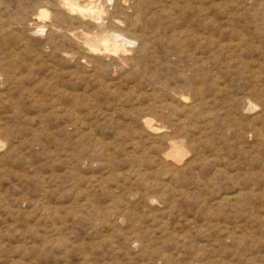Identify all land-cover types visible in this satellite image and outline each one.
Masks as SVG:
<instances>
[{
  "label": "rangeland",
  "instance_id": "obj_1",
  "mask_svg": "<svg viewBox=\"0 0 264 264\" xmlns=\"http://www.w3.org/2000/svg\"><path fill=\"white\" fill-rule=\"evenodd\" d=\"M74 1L0 0V264H264V0Z\"/></svg>",
  "mask_w": 264,
  "mask_h": 264
},
{
  "label": "bare ground",
  "instance_id": "obj_2",
  "mask_svg": "<svg viewBox=\"0 0 264 264\" xmlns=\"http://www.w3.org/2000/svg\"><path fill=\"white\" fill-rule=\"evenodd\" d=\"M57 2H58V0H56ZM107 1H109V0H107ZM111 1H113V0H111ZM118 1V0H117ZM124 1V0H123ZM99 2V1H98ZM101 2V1H100ZM121 2H122V0H121ZM60 3V5L63 7V8H65L66 10H68L70 13H79L81 16L80 17H84V18H87V19H90L91 20V23L92 22H94V24L96 25V24H100V22H101V20H104L102 17H101V15H100V11L97 9V6L96 5H89V6H86V5H81V4H79L78 2H76V1H74V0H61V2H59ZM92 3V2H91ZM108 3V2H107ZM112 3V2H111ZM123 3V2H122ZM121 3V4H122ZM100 5L101 3H97V5ZM115 4H117V2H115ZM120 4V5H121ZM45 5V4H44ZM56 5V4H55ZM54 5V6H55ZM106 5V4H105ZM104 5V6H105ZM260 5H261V3H260ZM60 6V7H61ZM112 6V5H111ZM116 6V5H115ZM114 5H113V7H115ZM129 6V5H128ZM58 7H59V5H58ZM59 7V8H60ZM126 7V6H125ZM140 7V6H139ZM100 8V7H99ZM122 8V7H121ZM35 9H37V8H35ZM41 9V8H40ZM46 9V8H45ZM52 9V8H51ZM103 9V8H102ZM117 9V8H116ZM120 9V8H119ZM255 9V8H254ZM54 10V9H53ZM100 10H101V8H100ZM121 10V9H120ZM122 10H124V7H123V9ZM139 10V9H138ZM259 10V9H258ZM261 10H262V8H261ZM56 11V10H55ZM106 11V10H105ZM49 12H51V11H49ZM48 11H46V10H41V12H40V15H42V16H47L48 15V13H49ZM63 11L61 10V13H62ZM103 12H104V10H103ZM110 12V11H109ZM117 12V11H116ZM119 12V11H118ZM117 12V13H118ZM255 12V11H254ZM37 13V12H36ZM53 13H56V12H53ZM106 13V12H105ZM114 13V12H113ZM66 14V13H65ZM201 14V13H200ZM260 14V13H259ZM263 15H264V13H262ZM34 16V15H33ZM38 16V15H37ZM41 16V17H42ZM114 16V15H113ZM21 18H23L22 17V15L20 16ZM28 17H30L31 18V16H28ZM48 17H49V15H48ZM48 17H47V19H48ZM63 17H65L64 15H63ZM67 17V16H66ZM112 17V16H111ZM129 17V16H128ZM135 17V16H134ZM264 17V16H263ZM263 17L261 18V19H263ZM4 18V17H3ZM39 18V17H38ZM102 18V19H101ZM115 18V17H114ZM119 18V17H118ZM117 18V19H118ZM136 18V17H135ZM20 19V18H19ZM44 19V18H43ZM46 19V18H45ZM44 19V20H45ZM46 19V20H47ZM50 19V18H49ZM68 19H70V18H68ZM112 19V18H111ZM129 19H130V17H129ZM32 20H34V19H32ZM43 20V21H44ZM59 20V19H58ZM72 20H73V18H72ZM82 20H84V19H81V21ZM89 20V21H90ZM109 20V19H108ZM264 20V19H263ZM262 20V21H263ZM26 21V20H25ZM59 21H61V20H59ZM63 21V20H62ZM114 21V20H113ZM24 22V21H23ZM50 22H51V19H50ZM71 22V21H70ZM84 22V21H83ZM111 22V21H110ZM19 23V22H18ZM52 23V22H51ZM54 23H55V21H54ZM53 23V24H54ZM74 23V22H73ZM86 23H88V20H87V22ZM109 23V22H108ZM107 23V25H108V28L110 27L109 26V24ZM113 23V22H112ZM129 23V22H128ZM262 23V22H261ZM30 24V23H29ZM44 24V23H43ZM89 24V23H88ZM93 24V23H92ZM103 24V23H102ZM117 23L115 22V24L114 25H116ZM263 24V23H262ZM261 24V25H262ZM2 25V24H1ZM25 25H27V24H25ZM50 25V24H49ZM77 25V24H76ZM80 25V24H79ZM83 25V24H82ZM85 25V24H84ZM95 25H93V26H95ZM110 25H111V23H110ZM258 25V24H257ZM33 26V25H32ZM39 26V25H38ZM78 26V25H77ZM87 26V25H86ZM97 26V25H96ZM99 26V25H98ZM112 26V25H111ZM26 27V26H25ZM47 27H49V26H47ZM54 27V26H53ZM71 27V25L69 26V28ZM78 27H80V26H78ZM77 27V28H78ZM90 27V26H89ZM117 27V26H116ZM37 28V27H36ZM41 28H43V27H41ZM40 28V29H41ZM73 28H74V26H73ZM82 28V27H81ZM85 28V27H84ZM83 28V29H84ZM88 28V27H87ZM99 28H100V26H99ZM105 28H106V25H105ZM111 28V27H110ZM118 28V27H117ZM5 29V28H4ZM38 29V28H37ZM37 29H36V31H37ZM58 29V28H57ZM80 29V28H79ZM96 29V28H95ZM119 29V28H118ZM260 29V28H259ZM263 29V28H262ZM34 30V29H33ZM43 30V29H42ZM41 30V31H42ZM45 30H46V28H45ZM74 30H76V29H74ZM102 30V29H101ZM111 30H113V29H111ZM35 31V32H36ZM51 31V30H50ZM53 31V30H52ZM56 31V30H55ZM59 31V30H58ZM62 31V30H61ZM66 31V30H65ZM107 31H108V29H107ZM259 31V30H258ZM4 32V31H3ZM48 32V31H47ZM72 32H74V31H72ZM82 32V31H81ZM98 32H99V30H98ZM106 32V31H105ZM111 32V31H110ZM109 32V33H110ZM114 32V31H113ZM122 32H124V31H122ZM262 35H263V32H261V31H259ZM37 33V32H36ZM38 33H39V31H38ZM50 33V32H49ZM54 33V32H53ZM88 33V32H87ZM92 33V32H91ZM102 33V32H101ZM1 34H2V31H1ZM47 34V33H46ZM55 34V33H54ZM90 34V33H89ZM97 34V33H96ZM103 34V33H102ZM123 34V33H122ZM59 35V34H58ZM57 35V36H58ZM75 35H77V34H75ZM93 35V34H92ZM111 35V34H110ZM112 35H114V37L117 35V34H112ZM107 36V34L106 35H103V36H101L99 39L97 38L96 40H94V41H86V44L85 45H87L88 46V48L92 51V52H94V53H99V52H107V53H115V55L119 52L118 50H121L122 49V52H124L125 51V49L124 48H122V42H120L121 40H118V37H116V38H114L113 36ZM49 36V35H48ZM66 36V35H65ZM87 36V35H86ZM97 36V35H96ZM118 36V35H117ZM124 36V35H123ZM264 36V35H263ZM47 37V36H46ZM76 37V36H75ZM119 37H120V35H119ZM122 37V36H121ZM120 37V38H121ZM25 38V37H24ZM92 38H94V37H92ZM125 38V37H124ZM127 38V37H126ZM135 38H137V37H135ZM77 39V38H76ZM128 39V38H127ZM23 40V39H22ZM67 40V39H66ZM62 41V40H61ZM84 41V42H85ZM129 41V40H128ZM146 42V41H145ZM66 43V42H65ZM124 43V42H123ZM9 45V44H8ZM27 45V44H26ZM126 46V45H125ZM127 47V46H126ZM81 48V47H80ZM13 49V48H12ZM74 49V48H73ZM129 49V48H128ZM14 50V49H13ZM83 50V49H82ZM124 50V51H123ZM127 51V50H126ZM15 52V51H14ZM79 52V51H78ZM121 52V53H122ZM182 52V51H181ZM64 53V52H63ZM79 54V53H78ZM77 54V55H78ZM123 54V53H122ZM124 54H126V53H124ZM68 55V54H67ZM81 55V54H80ZM91 55V54H90ZM118 55V54H117ZM111 56V55H110ZM83 57V56H82ZM93 57H94V55H93ZM96 57V56H95ZM114 57V56H113ZM194 57V56H193ZM196 57V56H195ZM199 57V56H198ZM78 58H80V57H78ZM97 58V57H96ZM102 58V57H101ZM81 59V58H80ZM98 59V58H97ZM113 60L115 59V58H112ZM201 59V58H200ZM199 59V60H200ZM84 59H82V61H83ZM94 60V59H93ZM102 61H103V59H101ZM79 61V60H78ZM86 61V60H85ZM91 61V60H90ZM99 61V60H98ZM101 61V62H102ZM115 61H116V59H115ZM2 62V61H1ZM91 62H93V61H91ZM106 62V61H105ZM86 64H87V62H85ZM84 63V64H85ZM103 63V62H102ZM89 64V63H88ZM106 64V63H105ZM95 65V64H94ZM93 65V66H94ZM107 65H109V63L107 64ZM87 67V66H86ZM85 67V68H86ZM97 67V66H96ZM98 70V69H97ZM104 70H105V68H104ZM103 70V71H104ZM90 71V70H89ZM95 71V70H94ZM91 74H92V71H91ZM90 74V75H91ZM93 76H95V75H93ZM103 76V75H102ZM97 77V76H96ZM99 77V76H98ZM175 91V90H174ZM172 92V91H171ZM185 97V96H184ZM178 99V98H177ZM186 99V98H185ZM175 100V99H174ZM246 101V100H245ZM248 101V100H247ZM169 102V101H168ZM171 102V101H170ZM169 102V103H170ZM180 102V101H179ZM178 102V103H179ZM183 102H185V101H183ZM241 102V101H240ZM168 103V104H169ZM171 104V103H170ZM173 104H174V102H173ZM177 104V103H176ZM175 104V107L177 106ZM252 104L253 103H251V106H252ZM192 105V104H191ZM238 105H239V103H238ZM243 105V104H242ZM241 105V106H242ZM170 106V105H169ZM171 106H172V104H171ZM170 106V107H171ZM249 106V105H248ZM250 106V107H251ZM164 107V106H163ZM169 107V108H170ZM179 107V106H178ZM178 107H176V108H178ZM168 108V107H167ZM166 108V109H167ZM255 108V107H254ZM253 108V109H254ZM165 109V110H166ZM250 109V108H249ZM171 110V109H170ZM178 110V109H177ZM247 110V109H246ZM182 111H184V110H182ZM162 112H163V110H162ZM167 112H168V109H167ZM176 112V111H175ZM172 113L174 114V111H172ZM243 113V112H242ZM166 114V113H165ZM172 114V115H173ZM161 116H162V114H161ZM181 117V116H180ZM171 119V118H170ZM172 120V119H171ZM182 120V119H181ZM145 124H146V126H147V128H148V130H150V131H153V132H159V129L158 128H156L155 126H154V124H153V122L150 120V119H148V118H146V119H144V121H143ZM162 122V121H161ZM160 122V123H161ZM175 122V121H174ZM174 122H172V123H174ZM143 123V124H144ZM168 123H170V122H168ZM182 123V122H181ZM167 124V123H166ZM183 126V125H182ZM164 127H166V125L164 126ZM164 129H166V128H164ZM166 130H169V129H166ZM260 130V129H259ZM161 131V130H160ZM260 132V131H259ZM147 133V132H146ZM164 133V132H163ZM167 133V132H166ZM148 134H149V132H148ZM260 134V133H259ZM150 135V134H149ZM153 135V134H152ZM151 136V135H150ZM259 136H261V135H259ZM263 136V135H262ZM261 136V137H262ZM164 137H166V134L164 135ZM168 137V136H167ZM159 138V137H158ZM259 139H260V137H259ZM262 139V138H261ZM164 141V140H163ZM167 142V141H166ZM170 142H172V139H171V141ZM175 142V141H174ZM178 142V141H177ZM182 142H183V140H182ZM163 143V142H162ZM168 143V142H167ZM166 143V144H167ZM169 145V144H168ZM157 146V145H156ZM159 146V145H158ZM163 147V146H162ZM161 147V148H162ZM161 148H160V151H161ZM168 147H166V149H167ZM184 148V147H183ZM162 149H164V148H162ZM186 149V148H185ZM163 151V150H162ZM171 151L174 153V155H180L181 153H182V147H181V145L180 144H176V143H174L173 145H172V149H171ZM170 151V152H171ZM186 152H187V150H186ZM184 155H185V152L183 153ZM160 155V154H159ZM161 156V155H160ZM170 156V155H169ZM176 156V157H177ZM171 157V156H170ZM175 157V156H174ZM180 157V156H179ZM164 158V157H163ZM167 158V157H166ZM172 158V157H171ZM161 160H162V158H161ZM167 160V159H166ZM163 162H164V160H163ZM173 162V161H172ZM180 162V161H179ZM165 163V162H164ZM167 163V162H166ZM182 163V162H181ZM168 164V163H167ZM174 167V166H173Z\"/></svg>",
  "mask_w": 264,
  "mask_h": 264
}]
</instances>
